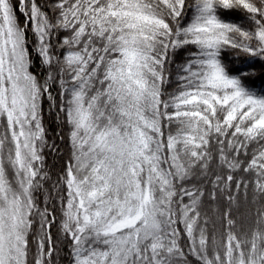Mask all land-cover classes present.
I'll use <instances>...</instances> for the list:
<instances>
[{"label":"snow or ice","instance_id":"obj_1","mask_svg":"<svg viewBox=\"0 0 264 264\" xmlns=\"http://www.w3.org/2000/svg\"><path fill=\"white\" fill-rule=\"evenodd\" d=\"M0 264H264V0H0Z\"/></svg>","mask_w":264,"mask_h":264}]
</instances>
